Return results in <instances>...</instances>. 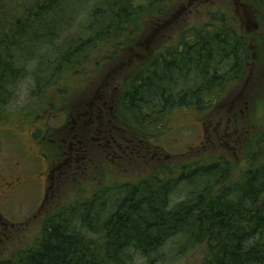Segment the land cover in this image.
Returning <instances> with one entry per match:
<instances>
[{"label":"trees","instance_id":"trees-1","mask_svg":"<svg viewBox=\"0 0 264 264\" xmlns=\"http://www.w3.org/2000/svg\"><path fill=\"white\" fill-rule=\"evenodd\" d=\"M11 1L0 0V108L30 62L49 68L42 63L43 55L60 51L61 62L51 64V73L60 74L100 39L113 33L122 36L127 24H138L150 11L160 16L173 0H99L94 7L89 3L93 0ZM247 2L264 24V0ZM88 6L91 12L85 9ZM84 11L90 20L89 26L85 24L87 37L73 39L78 46L49 47ZM207 12L204 25L183 31L177 44L162 47L133 76L123 104L140 132L147 126L165 131L170 109L196 108L205 114L218 99L217 88L231 83L230 70L237 78L243 72L250 57L247 40L234 27L237 17L221 7L212 6ZM119 41L114 43L119 46ZM18 59L25 69L17 65ZM151 121L158 126L141 125ZM210 157L213 161L195 166L184 163L178 176L169 172L156 186L154 178L118 186L122 194L110 210L100 196L80 202L78 211L71 208L69 214L57 209L46 216L35 247L17 259H0V264H136L137 260L157 264L165 256L156 253L177 235L193 246H204L201 264H264V150L254 149L237 179L226 174L224 156ZM185 182L201 185L173 203V190Z\"/></svg>","mask_w":264,"mask_h":264},{"label":"rangeland","instance_id":"rangeland-1","mask_svg":"<svg viewBox=\"0 0 264 264\" xmlns=\"http://www.w3.org/2000/svg\"><path fill=\"white\" fill-rule=\"evenodd\" d=\"M98 1L89 3L94 7ZM171 2L160 16L150 11L151 15L143 19L140 17L138 24H127L128 29L122 36L113 33L105 41L100 39L102 42L74 59L73 64L60 74L51 73V64L53 60L60 63L62 53L56 51L54 54L50 51L44 54L42 63L50 67L44 64V67H40L37 62H30L27 65L28 71L26 69L25 74L11 88L12 92L0 108V126L5 133L9 131L13 135L1 137L2 154L9 159L3 160L4 165L0 163V177L21 175L26 180L37 177L38 181L34 183L38 184L35 186L39 192H33L34 183H29V189L16 196L15 204L18 205L20 216L16 213L10 217L5 215L11 225L5 224L2 239L0 237V259H17L35 247L44 232L45 222L42 223V220L45 221L46 216L57 209L62 214L68 213L71 208L72 212L78 211L80 202L100 196L101 203L106 201L105 208L110 210L116 197L122 194L118 186L126 182L138 184L149 178H154L153 185L156 186L158 181L168 178L169 172H177L178 176L181 173L179 166L184 163L195 166L199 161H213L210 156L216 159L220 155L224 156L228 162L226 174L237 179L247 168L248 158L254 149L264 150V24L259 23L246 0ZM212 6L214 9L221 7L237 17L238 23L234 27L243 36V40H247V55L250 58L244 64L239 78L234 77L233 70H230V78L226 80L231 83L217 88L218 99L208 113L203 114L196 108L170 109L164 118L167 127L165 131L162 127L156 131L147 126L140 132L135 125L136 121L130 119L133 126L119 129L113 127L121 146L115 144L106 147L96 138L95 129L89 132L86 130L83 141L89 147L85 150V157L65 163L61 170L63 173L55 171L52 180L48 176L46 178V169L42 165H47V160H43L41 153L44 151L47 154L49 170L55 169L57 164H52V160L60 161L61 154L66 150L67 141L64 143L63 140L68 131L65 129L75 125L70 114H74V121L84 122L88 118L79 120L76 114L97 111V107L106 98L108 101L112 99L107 114H123L119 113L124 108L120 100L129 89L133 76L149 64L162 47L177 44L183 31L204 25L207 11ZM85 9L91 12L93 8L88 6ZM86 12L78 16V21L72 20V24L62 29L49 47L61 49L62 46H73L76 39H85L88 35L85 24L90 25L89 16L84 17ZM119 39L118 46L114 42ZM229 64L226 62L224 71L227 72ZM17 65L26 68L20 59ZM99 95H102L101 99ZM45 99L47 112L44 114L49 122L42 124L53 126L51 132L54 129L55 132L39 134L35 124L41 120L38 111ZM111 105L115 111L109 109ZM61 110L64 113L61 118L55 117ZM158 120L161 121L160 117ZM84 126L88 128L90 124ZM124 137L130 141L125 143ZM31 154V161L24 159V155ZM211 177L214 179L216 176L212 174ZM46 182L51 187L49 200L42 213L32 219L37 212L35 208H41L39 205ZM198 185L201 184L189 186L186 182L180 183L171 194L173 203L189 197V191ZM19 222H22L21 225ZM204 252L203 245L193 246L186 243L183 235H177L164 245L163 250L156 253L165 256L164 261L157 264H201ZM137 261L136 264L142 262Z\"/></svg>","mask_w":264,"mask_h":264},{"label":"flooded vegetation","instance_id":"flooded-vegetation-1","mask_svg":"<svg viewBox=\"0 0 264 264\" xmlns=\"http://www.w3.org/2000/svg\"><path fill=\"white\" fill-rule=\"evenodd\" d=\"M141 69L144 70L145 67H142ZM125 93L120 100L121 102H123V100H125V97H126ZM101 97H102V95H99L100 99H101ZM46 100L47 99L44 100V105H42V103H41V105H40L41 107L39 108L40 110L38 111V113H39L38 116H39V119H41V120L38 121V124H35L37 126V131L39 132V134L54 133L55 132V129L53 130V132H51V130H52L51 127L53 128V126H51V125L45 126L44 124H42L43 122H45V123L49 122V120L46 119L47 115L44 114L45 112H47V109L45 106V104L47 102ZM111 100L108 101V98H106V100L104 99L102 101V103H100V105L97 107V109H96L97 111H94L92 113L91 112L90 113L82 112V113L76 114L79 120H82L83 118H88V120H85L84 122L81 121L80 123H78V122L74 121V114L73 113L70 114L71 120L73 121V123L75 125H72V126H70V128L65 129V131H68V133L66 134L67 135L66 138H64V140H63L64 143L67 141L66 145H65L66 150H64L63 153L61 154L62 159L60 161H58L57 159L52 160V164H55V163L57 164L55 166V169L50 168V170H49V164L50 163H49L48 159H46L47 154L44 153V151L41 153L44 157L43 160L44 161L47 160V162H46L47 165L46 164L42 165V168H43V166H45V169H46V178L48 176V178L50 177V180H52L54 178L55 171H59L60 173H63V171H61V170H62V166L65 163L67 164V162H69V161H74V160H78L80 157H82V158L85 157V150H87V147H89L88 143H84V141H83V139H84L83 135H84V133H86V130H88V132H89L91 129H95L94 134L97 135L96 138H98V141L102 142L103 145H105L106 147H113V145L115 146V144H117L118 146H121L118 143L119 142L118 138H116V136L114 134V132H116V130L113 129V127L119 129V127L133 126V125H131L130 119H129V117L131 116V112H129V110L127 108H123V109L121 108L122 110L121 111L119 110V113H122V112H124V113L120 114V116L118 113L117 114H112V113L107 114L106 110H108V104L111 102ZM116 106H118V105L116 104ZM41 109H42V111H41ZM109 109L112 111H115L114 110L115 107L112 105L109 107ZM30 113H32V112L30 111ZM207 113H208V111H207ZM63 114L64 113H62V110H61V113H56L55 117L61 118V116ZM0 117H1V115H0ZM127 119H128V121H127ZM63 120H64V118H62V121ZM84 124L87 126H88V124H90V126L88 128H85ZM147 124H153V122L151 121V122H147V123H144L141 125H147ZM48 127H49V129H47ZM57 127H61V126H57ZM106 128H108V130H106ZM7 136H13V135L9 131H7V133H5L4 130L2 129V127L0 126V163H1V165H4V163H5L4 161H7L9 159V158L6 159L4 157V155L2 154L3 150H2V146H1V141L3 140L1 137H7ZM92 138H94L93 135H92ZM125 139H126L125 143L130 141L127 138H125ZM101 140H103V141H101ZM31 158H32V154L31 155H24V159H26V160L31 161ZM34 160H38V158H35ZM40 169L41 168H38V170H40ZM51 172L53 175L51 174ZM5 176L6 175L0 177V237H1V239H2L3 234H4L3 229H4L5 224H10L7 217H10V215H13L14 213H16L18 216H20L18 214V205L15 204L17 202L16 196L23 191H27L29 189V185H30L29 183L32 184V183L38 181L37 177L32 178L30 180H26L21 175L20 176H9V177H5ZM59 176H61V174ZM50 180L48 181V183L50 182ZM48 183L45 184L42 202L39 205L41 208L40 209L35 208L37 212L34 214L32 219H34L35 217H37L38 215H40L42 213V210L45 207V203L48 202V200H49V197H50L49 193L51 191V187H49ZM35 185H38V184L34 183L33 192H39ZM55 201H57V199ZM49 214H51V213H49ZM43 217H45V216L43 215ZM20 223H22V222H19V224ZM42 223H44L43 220H42Z\"/></svg>","mask_w":264,"mask_h":264}]
</instances>
